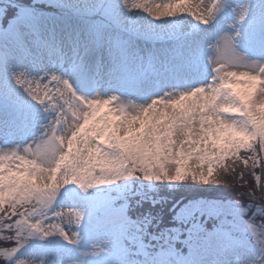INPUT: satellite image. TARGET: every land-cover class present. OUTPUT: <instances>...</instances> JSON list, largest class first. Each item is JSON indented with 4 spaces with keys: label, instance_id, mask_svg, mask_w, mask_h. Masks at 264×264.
Returning a JSON list of instances; mask_svg holds the SVG:
<instances>
[{
    "label": "clouds",
    "instance_id": "obj_1",
    "mask_svg": "<svg viewBox=\"0 0 264 264\" xmlns=\"http://www.w3.org/2000/svg\"><path fill=\"white\" fill-rule=\"evenodd\" d=\"M118 7L126 14L144 20L146 23L155 24L157 27H165L172 23H180L186 17H191L199 25H212L218 13L222 9H230L233 19L226 22L228 30L220 29L214 35L206 36L200 41L197 54L198 67L202 69V75L198 82L188 83L183 88L169 86L161 89L156 94H149L146 98H137L135 95H123L118 91L101 94L100 91H92L90 94L79 91L73 80L55 70L48 71L60 76L62 81H70L67 88L60 83L53 96L38 104L40 110L36 112L32 121L31 139L24 143H17L0 147V209L5 212L6 197L3 189L4 177L9 176V188L20 187L31 189L35 193H43L42 202L35 198L33 203L23 205L26 210L33 213V222L48 216L43 220L44 225L58 223L62 230L67 232L70 244H76L78 233L72 230L70 225H76L69 211L78 209L83 215L85 206H65L61 200L69 192L91 195L87 190L108 195L119 206L120 201L115 197L121 183L128 178H136L138 181L155 179L160 174V166L152 161L151 167L144 163L139 152V145L129 143L126 147L124 141L119 138L123 134L126 123L130 120L139 121L146 115H151L155 121L159 120L158 127L176 136V141L170 143L164 152L172 157L177 154V148L187 150L192 156H199L205 148L204 141L197 135L192 139H184L190 133L185 129H191L192 133H199L203 128L214 125L216 118L227 119L232 130L238 133L236 140L231 141L233 147L240 149L251 147L255 142L257 150L260 148V140H264V104L259 108H246L231 87L225 82H234L237 77L255 76L258 81L256 97L249 101L255 105L261 97H264V25L258 31L259 45L250 41L245 42L242 31L243 25L249 15L250 8L247 0H117ZM216 4L218 10L209 13V8ZM230 36L231 49L221 51L222 38ZM15 73V72H14ZM14 73H12L15 82ZM36 78L38 76H31ZM16 84V83H15ZM191 97L195 101V107L191 111L183 112L173 120L169 113L174 103H183ZM101 104L107 105V110L95 117L93 125L85 127L82 131L80 125L92 115L93 108L99 109ZM228 107L221 108L220 105ZM232 109L236 111L233 112ZM42 111L43 115L40 114ZM250 113L254 114L255 120ZM236 119H233V117ZM200 117H211L201 120ZM37 125L39 126L37 128ZM99 130L92 134L93 127ZM106 129V131H104ZM119 130V135L117 133ZM151 129H146L141 137V144L153 137L147 135ZM104 134V140L98 141L97 135ZM137 136H140L137 133ZM248 137L247 141L244 137ZM167 139V135L162 137ZM211 151L216 149L208 145ZM247 156L250 153L241 152ZM161 160L164 157L160 158ZM196 159L193 164H196ZM168 174L176 167L169 163ZM196 171L200 170L196 164ZM264 172V169L260 170ZM218 174L223 176L222 169ZM21 206L17 207V211ZM264 207V204H262ZM59 214V215H58ZM16 217L13 216L12 220ZM243 222L251 236L255 246L252 255L234 256L227 264H264V220H256L249 216L243 218ZM259 221V222H258ZM7 223V221H5ZM249 224L252 228H249ZM48 232V227L44 228ZM53 234L59 232L53 230ZM52 234V235H53ZM79 234V233H78ZM36 233L35 236H39ZM60 236V235H59ZM61 237V236H60ZM27 230L20 237L23 245L27 242ZM44 264L43 260L24 259L13 257L11 261L0 257V264ZM75 264V262H69Z\"/></svg>",
    "mask_w": 264,
    "mask_h": 264
},
{
    "label": "rangeland",
    "instance_id": "obj_2",
    "mask_svg": "<svg viewBox=\"0 0 264 264\" xmlns=\"http://www.w3.org/2000/svg\"><path fill=\"white\" fill-rule=\"evenodd\" d=\"M5 2L7 0H0V5ZM39 2H45L62 13H80L88 22L83 23L64 14V17H59L56 11L46 13L36 7ZM247 2L250 12L242 31L245 42L258 46V31L264 25V0ZM32 3L35 5H27L26 1L14 3L19 17L13 18L8 28L1 26L7 18L2 19L6 8L0 7V116L21 113L24 117L10 128L0 124V147L31 139L32 121L40 110V106L15 84L12 73L40 76L44 71L55 70L68 73L74 87L85 93L90 94L94 90L101 94L118 91L123 95L146 98L169 86L183 88L188 83L198 82L202 75L197 60L200 41L220 29L228 30L225 24L233 19L230 9L225 8L207 28L191 17L184 18L180 23L157 27L159 22L149 24L124 13L117 0H33ZM133 33L162 41H145ZM32 107L36 108L35 113L27 116ZM40 114L43 115L42 111ZM193 160H189V164L195 168L199 161L193 164ZM170 183L177 187L178 182ZM133 184H136L135 178H128L121 183L118 193H123L127 185ZM87 191L93 194L69 192L61 197L65 206L86 207L80 225H70L79 233L76 244L68 243L58 234L48 237L34 235L27 239V244L20 247L14 257L43 260L44 264H114L113 260L122 249L119 244L109 246V242L116 237L113 223L124 221L122 216L126 203L109 205L107 213L111 214L107 218H95L92 211L109 201L103 193L91 189ZM218 208L222 213L218 221L210 222L209 227L192 225L193 230L183 233L186 252H180L171 264H227L234 256L252 255L255 246L244 230L246 226L242 217H254L255 210L244 216V212L234 209L229 200ZM195 210L206 216L211 213L201 202L190 204V208L184 211L189 214ZM226 215L232 224H239L238 230L230 224ZM260 216L263 220L264 211L260 212ZM171 232L177 235V231ZM9 234L4 231V235ZM0 241L3 243L0 247H6L9 242ZM42 241L47 243H40ZM162 254L166 255L168 251Z\"/></svg>",
    "mask_w": 264,
    "mask_h": 264
},
{
    "label": "snow or ice",
    "instance_id": "obj_3",
    "mask_svg": "<svg viewBox=\"0 0 264 264\" xmlns=\"http://www.w3.org/2000/svg\"><path fill=\"white\" fill-rule=\"evenodd\" d=\"M15 0H7L0 7H8L14 5ZM218 3V0H217ZM218 10L217 5L213 4L209 8V13H214ZM231 40L230 36H225L222 38L221 51L231 49ZM16 85L22 89V91L30 98L31 101L36 104L43 103L49 100L53 93L58 90L60 83H63L64 87L67 88L70 81H62L61 77L55 73H49L44 71L42 75L32 78L24 72L14 73ZM226 86L231 87L239 99L245 104L246 108H259L261 104H264V97H261L260 100L256 102L255 105L249 104L250 100H253L256 97L257 89L259 87L258 81L255 76H247L243 78L237 77L234 82H225ZM73 91L75 87L73 86ZM195 107V101L188 97L183 103H174L172 105V111L169 113V116L174 120L176 116L181 115L183 112L191 111ZM221 108L228 107L221 104ZM107 110V105L101 104L99 109L93 108L92 115L89 116L83 123L80 125V130L82 131L85 127L93 125L96 116H99L101 113ZM235 112V109H232ZM252 119L255 120L254 114L250 113ZM162 117L153 120L151 115H146L144 118L140 119L138 122L135 120H130L126 123L123 134L119 135V130L117 133L119 138L124 141V147L129 143H134L139 145V152L144 163L149 164L151 167L152 161H156L160 166V174L156 175L155 179H146V181H156V182H183L186 180H191L199 183H213V184H222L225 187H234L238 182H243L241 184L242 188H247V191L244 192L248 197V202L250 204H256L257 210H261L262 204H264V172H261V169H264V140H260V148L257 150L255 142L251 147H244L237 149L232 146L230 143L233 140L237 139L238 133H235L232 130L231 124L227 119H222L220 117L216 118V121L213 126L203 128L201 125H197L201 130L199 133H192L191 129H185L186 132L190 133L185 136L184 139H192L193 135H197L199 140L204 141L205 148L201 151L199 156H192L187 150H181L177 148V154L175 157L168 155L164 152V149L168 147L170 143L176 141V136L172 133L167 132V125L165 131H161L158 127L159 120ZM201 120L211 119V117H200ZM233 119H236L234 116ZM151 129L147 135L153 137V139L147 140L141 144V137L145 135L146 129ZM99 129L93 127L92 134L95 135ZM106 131V129L104 130ZM137 133L140 136H137ZM167 135V139H163ZM98 141L104 140V134L101 132L100 135L96 136ZM248 137H244V140L247 141ZM211 144L212 148H215L216 151H211V148L208 145ZM241 152L250 153V155L243 156ZM164 157V159H160ZM196 159L199 161L200 170L196 171L194 167L189 164V160ZM169 163H174L176 167L172 169V174H168ZM222 169L224 175L221 176L218 174V170ZM228 177H231L229 181ZM254 182V186L249 184V181ZM10 183L9 176L4 177V184L6 187L3 189L6 197H9V193H12V196L6 200L5 208L8 209L5 212L3 209H0V240L11 242L10 246L0 247V257L5 260H11L14 257V254L17 250L23 246V243L20 241V237L25 235L27 230V236L32 237L36 233H39L42 237H48L53 234V230L59 232V235L65 240H69L67 232L62 230V225L58 223L48 224V232L44 231L46 227L43 224V220L50 219L48 216H42L40 220L33 222L31 219L33 213L26 210L23 205L33 203L35 198H39L42 202L43 193H35L31 189L26 187H20L19 181L16 182L17 187L9 188L7 185ZM261 193L258 196L256 193ZM20 207V210L17 211V207ZM74 218V222L77 226L80 225L83 214L78 209L69 210ZM240 211H244L241 209ZM59 215V214H58ZM15 216L16 219L12 220V217ZM124 220H129L127 215H123ZM7 221V223H5ZM131 222V221H129ZM249 228H252V225L249 224ZM7 230L9 235H4V231ZM77 237L76 242H78L79 234L74 233ZM22 264V262H19Z\"/></svg>",
    "mask_w": 264,
    "mask_h": 264
},
{
    "label": "trees",
    "instance_id": "obj_4",
    "mask_svg": "<svg viewBox=\"0 0 264 264\" xmlns=\"http://www.w3.org/2000/svg\"><path fill=\"white\" fill-rule=\"evenodd\" d=\"M24 1L28 3L27 5H35L32 3L33 0H15L21 4ZM36 7L50 13L56 11L45 2H39ZM16 9H18L17 5L6 7L5 14L1 16L4 17L2 19L7 18V22L1 23L3 28H8L9 20L12 21L18 16ZM228 179L231 181V177ZM135 180L136 184L127 185L125 191L118 193L115 197L120 201L119 205L126 203L124 212L131 220L123 228L117 229L119 244L124 246V250L114 261L115 264H170L173 261V254L186 252L183 245L185 241L183 233L186 230H193L192 225L209 227L210 222L218 221L220 217L222 218L218 207L228 200L234 209H245L241 211V213L244 212V216L254 209L253 218L256 220H261L260 212L264 211L262 208L258 212L256 204L248 202V197L244 194L247 188L241 187L242 181L236 183L234 187H225L222 184H204L186 180L178 182L177 187H174L170 182L138 181L136 178ZM249 184L254 186L251 180ZM191 190L194 192L191 193ZM256 194L261 195L259 192ZM104 195L109 202L98 205L95 210L96 215L104 213L110 207L109 205L116 206L112 198ZM194 202L204 203L205 207L211 211L210 215L201 214L198 210L187 214L184 210L189 209L190 204ZM182 209L183 211H180ZM226 218L232 224L229 216L226 215ZM230 224L227 225L228 228L231 227ZM232 225L235 229L239 227L238 223ZM171 230L177 231V235ZM244 230L248 232L247 228ZM7 243L9 246L10 243ZM2 244L0 241V246ZM140 245L146 249V253L139 251ZM162 251H170V253L163 255L160 254Z\"/></svg>",
    "mask_w": 264,
    "mask_h": 264
},
{
    "label": "bare ground",
    "instance_id": "obj_5",
    "mask_svg": "<svg viewBox=\"0 0 264 264\" xmlns=\"http://www.w3.org/2000/svg\"><path fill=\"white\" fill-rule=\"evenodd\" d=\"M64 75L68 76V73L67 74H64Z\"/></svg>",
    "mask_w": 264,
    "mask_h": 264
}]
</instances>
